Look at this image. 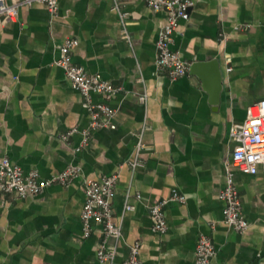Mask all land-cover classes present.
Segmentation results:
<instances>
[{
    "label": "crops",
    "instance_id": "obj_1",
    "mask_svg": "<svg viewBox=\"0 0 264 264\" xmlns=\"http://www.w3.org/2000/svg\"><path fill=\"white\" fill-rule=\"evenodd\" d=\"M193 1L172 47L190 67L218 61L223 83L217 99L191 69L171 80L157 68L156 41L167 14L144 0H59L54 16L36 3L22 7L17 21L0 25V161L8 156L25 172L37 170L41 179L70 165L80 168L69 186L6 196L0 264H101L97 251L103 242L116 247L115 264L135 242L145 264H194L202 235L216 248L210 264H264V166L256 174L235 170L250 223L246 232L224 223L220 199L236 144L230 129L241 126L249 106L264 99V0ZM116 3L126 13L130 41ZM220 33L228 38L221 41ZM67 38L79 41L72 51L76 65L119 87L108 100L93 96L116 109V128L94 130L79 152L90 114L57 63ZM144 91L146 103L139 98ZM74 127L79 132L63 140L61 134ZM135 159L142 165L132 167ZM112 174L119 175L112 208L123 236L106 238L93 222L84 237V180ZM175 189L186 202L165 207L168 228L159 234L150 208Z\"/></svg>",
    "mask_w": 264,
    "mask_h": 264
},
{
    "label": "built area",
    "instance_id": "obj_2",
    "mask_svg": "<svg viewBox=\"0 0 264 264\" xmlns=\"http://www.w3.org/2000/svg\"><path fill=\"white\" fill-rule=\"evenodd\" d=\"M154 11H164L167 14L166 23L161 28L157 41V68L167 71L171 80H177L185 76L190 69V62L183 59L172 45L174 33L181 21H187L190 17V9L194 5L193 0H144ZM40 3L46 5L49 13L54 16L58 12L59 0H0V25L18 20L19 10L25 6ZM120 14L121 23L125 30V37L130 41L131 37L125 28L126 13H123L119 4L115 7ZM237 29L239 27H236ZM228 35L220 33V40L225 41ZM79 44L76 38H67L60 46L61 57L57 61L71 81L74 89L83 96V106L90 114L89 126L81 132L82 140L75 148L81 151L89 143L92 132L101 128L115 129L113 118L116 109L107 102H95L94 95H101L106 100L110 99L119 91L111 82L104 79L100 74H92L82 66L73 61V49ZM231 70V68H229ZM140 100L144 103L148 100V93L143 92ZM79 132L77 127L67 130L61 134L63 140L68 141L70 137ZM230 138L236 141L232 152L231 163L226 167V181L220 193V199L224 202L223 221L237 232L244 233L250 223L245 217L241 199V193L235 182V170L245 174H256L259 167L264 166V99L251 104L247 111L245 122L241 126H232ZM139 141L137 151L142 149ZM132 167L141 166L142 162L135 159ZM80 174L77 165H70L59 174L49 179H41L37 170L25 172L22 167L14 164L8 156L0 161V210L8 202L6 196L13 195L15 198H25L41 193L45 188L53 184L69 186ZM118 174L103 176L98 179H85V203L81 213L83 223V236L89 237L93 231V222L102 226L106 238L112 237L119 241L123 236V230L113 216L112 202L115 197V187L118 182ZM172 202H186L185 195L178 190H173L170 196L154 203L150 208L153 230L159 234L167 232V220L165 207ZM127 210L133 206L126 205ZM140 243L135 242L130 246L129 255L120 264H145L140 256ZM117 249L109 247L103 242L97 256L101 264H115ZM216 254V248L209 236L199 237L195 247L194 264H210Z\"/></svg>",
    "mask_w": 264,
    "mask_h": 264
},
{
    "label": "water",
    "instance_id": "obj_3",
    "mask_svg": "<svg viewBox=\"0 0 264 264\" xmlns=\"http://www.w3.org/2000/svg\"><path fill=\"white\" fill-rule=\"evenodd\" d=\"M191 72L197 74L204 83V87L207 86L215 94L217 99L218 93L222 90L223 75L219 68L218 61L213 60L209 62H193L191 64ZM215 85V86H214Z\"/></svg>",
    "mask_w": 264,
    "mask_h": 264
}]
</instances>
